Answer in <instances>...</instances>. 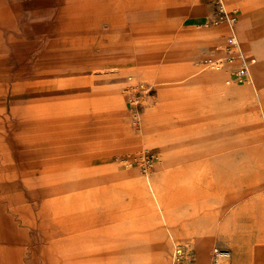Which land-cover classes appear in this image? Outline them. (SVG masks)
I'll return each mask as SVG.
<instances>
[{"label":"crops","instance_id":"obj_1","mask_svg":"<svg viewBox=\"0 0 264 264\" xmlns=\"http://www.w3.org/2000/svg\"><path fill=\"white\" fill-rule=\"evenodd\" d=\"M226 1L234 29L212 24L213 0H0V63L19 65L0 70V264H179V246L264 264V0ZM232 33L251 86L198 71ZM131 79L159 85L136 134ZM133 136L161 159L113 183L92 161Z\"/></svg>","mask_w":264,"mask_h":264},{"label":"rangeland","instance_id":"obj_2","mask_svg":"<svg viewBox=\"0 0 264 264\" xmlns=\"http://www.w3.org/2000/svg\"><path fill=\"white\" fill-rule=\"evenodd\" d=\"M8 34L9 33L5 32V33H3L2 37L6 36ZM2 37H0V38L2 39ZM11 55H12L11 62H9L8 60L7 61H5V60L2 61L1 60L0 70H2V71L4 70V71L8 72L10 70L14 71L13 67L18 68L19 65L13 64V60L15 59L14 55H13V52H12ZM200 70L202 71L201 66L199 67L198 71L200 72ZM220 72L221 71H219V72L208 71V72H205V73H220ZM17 75H19V74H17ZM235 79H236L235 75H232L231 78L226 79L225 85H226L227 81H230L231 84L229 86H233V85L234 86L235 85L236 86H244V85L251 86V82L241 83L240 84V83H237ZM129 82L130 83L128 84L127 87H129L131 85H134L137 82H143V83L150 84V85L154 86L156 90H157V88L159 86L156 83V81L133 79L132 81H129ZM226 86L228 87V85H226ZM156 90L154 91V95H152V97L147 101V103L145 104L143 110L141 111L142 116L145 115V111H147L148 109H150L152 107L154 102L158 101V98H156V92H157ZM125 93H126V91H125ZM255 103L257 105L263 104L264 103V99H262L260 101H256ZM129 115L131 117V122L129 121V130L133 134L134 133L136 134L137 132L140 131V128L144 125L145 117H142L141 125L138 126V127H135L134 126L135 118L132 115L130 110H129ZM256 120H257L256 124H255V127H256V131L255 132H256V134H259V133L260 134L261 133L264 134V112L258 111ZM139 143H137V140H136L135 136L129 137L128 141H127V143H126V145L124 146L123 149L115 150V151L109 153L107 158L101 159V160H95V161H92V163H94V164H99V163L104 164L105 163V164H108V166L112 167V179H114L112 181L113 183H129V184L130 183H132V184L133 183H137L136 182L137 181V177L145 178V176H144L145 174H151L150 177L152 178V176H153V174L155 172V169H156V165L159 162V160L161 159V157L158 154L157 150H154V149L151 148V145H150L149 150H145V148L142 146V144L141 143L139 144ZM75 164L76 163H68V164L56 165L55 167L58 166L59 169L61 168V170H63V169L71 168V167H74V166H80V165L84 166L87 163L86 164L77 163L76 165ZM123 168H125L127 171L138 170L140 176H131V173L128 172V175H123L119 179L120 176L119 177L117 176V172H118V174H120V170L123 169ZM32 173H33V176H38L40 171H39V169L35 170V168H34ZM14 183H16V184L17 183H24L23 176L17 174L16 177L14 178ZM145 194H148L151 199L153 198V195L150 194L148 189L146 190ZM86 210H88V209L87 208H67V209H64V212L65 213L81 212V211H86ZM179 248L180 249H184L182 256H180L179 259H178L179 264H186V262L189 263V264H195L196 263V259H197L196 255H190L188 258H186L187 257L186 249L184 247H180V246H179ZM214 248L215 247H213L211 253H214ZM174 252H175V250H174ZM174 252H173V255L170 254L167 257L169 263L172 262V259H174ZM211 260H212V254H211ZM175 262H176V259H175Z\"/></svg>","mask_w":264,"mask_h":264},{"label":"built area","instance_id":"obj_3","mask_svg":"<svg viewBox=\"0 0 264 264\" xmlns=\"http://www.w3.org/2000/svg\"><path fill=\"white\" fill-rule=\"evenodd\" d=\"M216 6V13L213 17V25L226 24L230 29H234L238 22L237 12L230 10L226 0H213ZM256 63L254 58L249 57L242 48V45L235 34H231L227 44L220 49V54L215 58H210L201 64L202 71L219 72L227 68L232 69L237 83L252 82L251 68ZM133 79L129 80L132 81ZM128 98V106L135 118V127L141 125V111L147 101L154 95L155 87L137 82L125 89ZM150 165V164H149ZM184 249H175L174 261L182 256ZM230 258V251L227 249L216 248L213 253L212 264H224Z\"/></svg>","mask_w":264,"mask_h":264},{"label":"bare ground","instance_id":"obj_4","mask_svg":"<svg viewBox=\"0 0 264 264\" xmlns=\"http://www.w3.org/2000/svg\"><path fill=\"white\" fill-rule=\"evenodd\" d=\"M146 175H148V174H146ZM149 176V175H148ZM153 193V192H152ZM155 197V196H154ZM230 258H231V254H230ZM229 260V259H228Z\"/></svg>","mask_w":264,"mask_h":264}]
</instances>
